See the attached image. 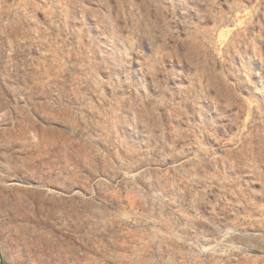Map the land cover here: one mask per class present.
Instances as JSON below:
<instances>
[{"label":"rangeland","instance_id":"obj_1","mask_svg":"<svg viewBox=\"0 0 264 264\" xmlns=\"http://www.w3.org/2000/svg\"><path fill=\"white\" fill-rule=\"evenodd\" d=\"M0 264H264V0H0Z\"/></svg>","mask_w":264,"mask_h":264}]
</instances>
